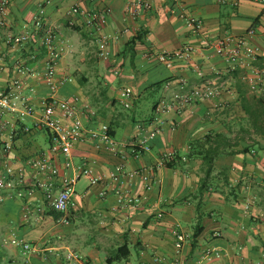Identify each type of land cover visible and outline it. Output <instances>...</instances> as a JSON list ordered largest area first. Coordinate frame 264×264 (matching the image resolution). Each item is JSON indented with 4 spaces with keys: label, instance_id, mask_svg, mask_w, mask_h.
<instances>
[{
    "label": "crops",
    "instance_id": "obj_1",
    "mask_svg": "<svg viewBox=\"0 0 264 264\" xmlns=\"http://www.w3.org/2000/svg\"><path fill=\"white\" fill-rule=\"evenodd\" d=\"M9 1L16 31L32 25L43 10L45 22L69 47L54 77L56 96L76 99L87 129L107 124L111 138L125 146L114 152L99 138H87L74 144L70 160L57 157L65 177L75 176L82 161L102 177L97 184L78 178L68 224L58 223L57 212L49 207L37 211L43 203L38 189L0 202V264H173L177 225L192 234L182 264H264V94L251 91L236 73L217 99L154 119L169 79L185 76L195 84L200 82L198 68L211 73L226 67L210 41L255 29L253 40L264 44V0H153L152 9L135 20L129 14L135 0ZM74 6L109 9L103 31L119 36L110 58L98 56L95 34L83 14L71 12ZM182 12L204 20L200 34L185 25ZM186 43L196 47L189 63L169 67L157 59L158 53ZM36 46L0 44V89L21 79L23 92L37 108L24 119L4 115L14 125L13 134L9 127L5 136L13 145L8 158L28 181L34 175L27 160L52 155L49 132L33 127L42 100L51 93L44 74L46 55ZM17 64L32 72H19ZM258 64L264 65V56ZM125 87L134 92L130 108L120 97ZM25 126L32 131L25 132ZM156 126L160 132L149 140L150 149L132 154L128 145ZM169 151H176L175 157L163 161ZM82 179L87 183L78 189ZM129 196L140 201L129 204ZM198 225L202 231L194 238ZM13 236L30 243L31 250L12 245ZM213 248L221 256L208 261L204 253Z\"/></svg>",
    "mask_w": 264,
    "mask_h": 264
},
{
    "label": "built area",
    "instance_id": "obj_2",
    "mask_svg": "<svg viewBox=\"0 0 264 264\" xmlns=\"http://www.w3.org/2000/svg\"><path fill=\"white\" fill-rule=\"evenodd\" d=\"M95 4L96 0H88ZM223 1V0H222ZM238 0L234 2L237 4ZM9 0H0V44L9 48L22 47L35 43L36 49H43L45 59V77L51 88V93L41 102V114L35 117L33 127H39L49 132L52 155L31 157L27 160V165L33 171V179L28 181L25 172H15L12 163L8 158L12 150V143L5 139L6 133L11 127L10 135L14 132V125L4 119L6 114H15L24 119L26 116H34L36 106L30 95L23 92V82L21 79H13L5 89H0V202L6 197H25L32 195L35 189L42 192L43 203L38 207L39 213H44L45 208L58 213L57 221L61 224H68L71 219V207L76 194V183L80 176H86L91 184H97L102 177L96 175L89 167L87 161H82L76 168V175L69 178L60 173L57 164L59 155L71 159L72 148L77 141L87 138L97 139L106 143V147L114 152H118L121 146L109 135V127L103 124L100 129L90 130L84 126L83 110L76 99H63L56 96L57 81L54 80L59 61L68 52V45L61 39L55 29L48 25L44 19V11L40 10L33 17V24L25 27L23 31H16L9 19ZM153 7V0H135L129 7V14L132 19L149 12ZM74 14H83L85 24L95 34L97 44V54L102 59L111 57V44L119 36L111 32H104L103 28L107 22L109 9H98L94 6L90 10H81L74 6L71 10ZM185 25L195 34H200L204 28V20L193 14L181 13ZM255 29H250L244 34L227 32L222 36L210 41L209 46L214 52L221 56L226 62L224 68H214L211 73L204 72L198 68L197 76L199 83H192L188 77L178 76L166 82V92L161 96L154 107L155 120H159L164 114L170 112L182 114L186 109L211 99H217L226 91L234 74H238L239 79L245 83L253 92L264 94V65L258 61L264 56V44L253 40ZM196 47L192 43H186L180 48L171 51H162L156 55L160 62L172 67L177 62L189 63L193 59ZM4 56V55H3ZM37 53L33 52L32 58H36ZM17 70L21 73H31L26 66L17 64ZM117 72V71H116ZM33 74V73H32ZM30 90L34 91L33 88ZM134 92L132 88L125 87L120 93L122 103L130 108L133 101ZM94 114V112H92ZM33 127L25 126V132H31ZM160 132L156 126L149 134L139 140L129 144L130 152L138 156L141 152L149 150V140L153 139ZM176 151H169L163 154L162 160L170 162L175 157ZM117 179V177H115ZM150 188V186H147ZM126 202L135 204L139 202L137 197H127ZM123 202L122 199L119 200ZM30 208L26 207L25 216H29ZM175 256L173 264H182L183 248L186 242L191 240L192 234L183 230L177 225L174 230ZM10 243L22 249L31 250L30 243L21 238L13 236ZM221 253L217 249H208L204 253V258L211 261L219 258Z\"/></svg>",
    "mask_w": 264,
    "mask_h": 264
},
{
    "label": "trees",
    "instance_id": "obj_3",
    "mask_svg": "<svg viewBox=\"0 0 264 264\" xmlns=\"http://www.w3.org/2000/svg\"><path fill=\"white\" fill-rule=\"evenodd\" d=\"M214 159H215V157L213 155H211V157H210V162H211L210 166H211V164H213ZM56 217H58V213H56ZM201 231H202L201 225H198V227H196V230H195V233H194V238L197 237L200 234Z\"/></svg>",
    "mask_w": 264,
    "mask_h": 264
},
{
    "label": "rangeland",
    "instance_id": "obj_4",
    "mask_svg": "<svg viewBox=\"0 0 264 264\" xmlns=\"http://www.w3.org/2000/svg\"><path fill=\"white\" fill-rule=\"evenodd\" d=\"M152 99H153V97L150 98V100H152ZM86 183L87 182L85 181V179H82L81 181H79V184L77 185L78 189H81Z\"/></svg>",
    "mask_w": 264,
    "mask_h": 264
}]
</instances>
